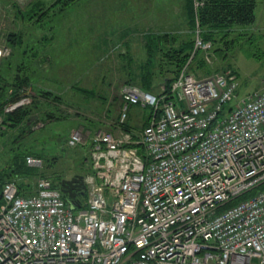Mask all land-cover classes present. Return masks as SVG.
<instances>
[{
    "label": "built area",
    "instance_id": "built-area-1",
    "mask_svg": "<svg viewBox=\"0 0 264 264\" xmlns=\"http://www.w3.org/2000/svg\"><path fill=\"white\" fill-rule=\"evenodd\" d=\"M200 30L197 17L170 93L127 83L114 124L70 131L86 153L83 197L62 191L64 177L0 187V264H264V78L235 101L233 71H189L213 46ZM134 106L149 120L126 129Z\"/></svg>",
    "mask_w": 264,
    "mask_h": 264
},
{
    "label": "rangeland",
    "instance_id": "rangeland-1",
    "mask_svg": "<svg viewBox=\"0 0 264 264\" xmlns=\"http://www.w3.org/2000/svg\"><path fill=\"white\" fill-rule=\"evenodd\" d=\"M32 1L36 0H0V48H8L0 64L10 59L3 68L14 76L26 68L29 57L24 60L23 50L35 55L28 70L31 80L16 101L32 105L33 110L23 125L1 126L0 171L31 187L42 175L65 178L87 171L85 150L67 144L70 131L77 126L90 131L109 128L119 115L123 85H139L144 78L158 85L172 75L166 74L167 54L192 38L193 19L200 20L198 8L204 3L66 0L60 9L53 5L55 0H39L40 12L21 14L20 9H30ZM251 23L225 30L214 47L191 63L190 71L201 77L233 71L238 80L235 101L258 90L264 78V28L249 27ZM11 31L24 37L17 48L7 40ZM151 35L162 39L152 56L147 49ZM46 90L62 95L65 101L41 95ZM47 110L57 118L44 121L41 114ZM147 115L148 109L134 106L130 122L138 119L136 125H141L139 120ZM21 149L38 161L28 162L27 156L26 165H15L14 155Z\"/></svg>",
    "mask_w": 264,
    "mask_h": 264
},
{
    "label": "trees",
    "instance_id": "trees-1",
    "mask_svg": "<svg viewBox=\"0 0 264 264\" xmlns=\"http://www.w3.org/2000/svg\"><path fill=\"white\" fill-rule=\"evenodd\" d=\"M39 0L32 1L30 4V9L23 11L20 8V13H32L29 12L30 10L35 12H40L39 10ZM63 4H66V0H55L53 5L61 6ZM27 5V6H28ZM63 6H61L60 9H62ZM21 13V14H22ZM33 15V14H32ZM198 16L200 17L199 24H200V35L204 40H210L213 43L217 42L219 38L221 37L220 34L222 32L225 33V30H229L232 28L233 25L239 24L242 26V24L249 23L253 21L255 17V11H254V2L253 0H204V3L199 6L198 8ZM195 36H196V19H193V31H192V38L189 39L186 43L179 45V47H173V49H170L168 52V59L170 60V64H168V71L166 74H169V72L172 75H166L160 84L156 85L154 84V81L152 79H146L140 81L139 86L153 91L157 92L161 88L162 85L166 88V93H170L171 85L173 81L179 76L181 73L183 67L188 62V59L192 53V50L194 48L195 43ZM150 41L148 43V53L149 55L155 54L154 52L157 51L158 48H160V43L162 42V39L160 37H156L154 35H151ZM8 42L10 46H14L12 48H17V46L23 42L24 37L22 33H18V31H11V33L8 34ZM153 44V46L151 45ZM162 49V48H161ZM16 50V49H15ZM24 53V60H26L24 65V70L17 71V73H14L15 75L12 76L11 74H8L5 69L3 68L6 64L9 63L10 59L4 58L0 64V115L2 116V121L4 126L13 127L17 126L18 124L23 125V123L28 118L29 114L33 110V106L29 104H22L17 107H15L12 110H6L7 106L10 104L16 103V101L20 100L22 97L21 89L26 86L31 80V76L29 75V66L31 64L30 59L34 58L35 55L30 56V52L32 51H26L23 50ZM34 52V51H33ZM204 52L203 49H198L195 53L194 57L191 59L190 63L188 64V70L191 69V63L194 62L197 58L200 57V54ZM35 53V52H34ZM31 53V54H34ZM10 58V57H9ZM153 73V71H150ZM195 74V73H194ZM134 84V83H132ZM138 85V84H136ZM81 91H84L82 87H78ZM77 88V89H78ZM41 95L47 96V98L54 99L56 101H65L63 96L60 94H55L49 90L43 91ZM35 104L37 105V101H35ZM41 118L45 121V118H54L56 115L52 111H45L42 112ZM149 114V113H148ZM57 118V117H56ZM143 120H139V123L141 125H145L148 122V115L143 117ZM137 121L130 122L128 120L124 127L126 129H130L131 127L135 126ZM2 124V125H3ZM8 124V125H7ZM1 129V128H0ZM25 150L18 151L14 155V163L15 165L20 162V164L23 162L25 165L27 163L26 157L28 155H24L23 153ZM23 155V156H22ZM21 159V161H18ZM8 173H3L0 171V187L7 181H15L20 191L23 193H29L33 191V186L28 185H22L20 184L16 178L14 177H8ZM48 176V175H47ZM54 184L57 185V182L62 177L59 176H51ZM264 183L259 186V188H263ZM248 193L242 195V197L247 196ZM238 199L233 200L231 203L236 202Z\"/></svg>",
    "mask_w": 264,
    "mask_h": 264
},
{
    "label": "crops",
    "instance_id": "crops-1",
    "mask_svg": "<svg viewBox=\"0 0 264 264\" xmlns=\"http://www.w3.org/2000/svg\"><path fill=\"white\" fill-rule=\"evenodd\" d=\"M253 2H254L255 18L249 27H253V28L262 27V28H264V0H253ZM261 81L259 82V86H258L259 88L261 86ZM129 120H131V116H130Z\"/></svg>",
    "mask_w": 264,
    "mask_h": 264
},
{
    "label": "water",
    "instance_id": "water-1",
    "mask_svg": "<svg viewBox=\"0 0 264 264\" xmlns=\"http://www.w3.org/2000/svg\"><path fill=\"white\" fill-rule=\"evenodd\" d=\"M21 102L17 103L15 107L19 106ZM83 179V175L75 174L71 178H63L60 182L61 189L64 193H68L70 197H74L75 193L73 191L74 187L76 186L77 182Z\"/></svg>",
    "mask_w": 264,
    "mask_h": 264
},
{
    "label": "flooded vegetation",
    "instance_id": "flooded-vegetation-1",
    "mask_svg": "<svg viewBox=\"0 0 264 264\" xmlns=\"http://www.w3.org/2000/svg\"><path fill=\"white\" fill-rule=\"evenodd\" d=\"M75 174H81L83 175L82 172H76L74 173L73 175ZM71 177V176H70ZM62 178V177H61ZM60 180V179H59ZM75 195L77 197H83L85 195V184H84V181L83 179H81L79 182H77L76 186L74 187L73 189Z\"/></svg>",
    "mask_w": 264,
    "mask_h": 264
}]
</instances>
